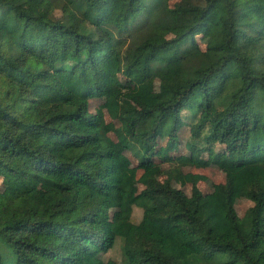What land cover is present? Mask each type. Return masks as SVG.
<instances>
[{"label":"trees","instance_id":"1","mask_svg":"<svg viewBox=\"0 0 264 264\" xmlns=\"http://www.w3.org/2000/svg\"><path fill=\"white\" fill-rule=\"evenodd\" d=\"M170 1L0 0V264H264V0ZM115 75L132 106L109 96L107 111L138 177L87 100ZM185 126L225 150L221 206L198 173L189 193L156 176ZM136 183L137 221L124 200ZM232 191L251 201L241 216Z\"/></svg>","mask_w":264,"mask_h":264},{"label":"rangeland","instance_id":"2","mask_svg":"<svg viewBox=\"0 0 264 264\" xmlns=\"http://www.w3.org/2000/svg\"><path fill=\"white\" fill-rule=\"evenodd\" d=\"M204 0H171L170 5L173 7H180L186 4H203ZM210 33V27L198 35V41L204 45ZM158 79L149 76V86L152 91L158 90ZM132 87V82L122 75L112 76L108 80V89L104 92L95 91L87 100L89 101L90 111L102 115L105 119L107 135L115 147L117 161L123 165V173L131 174L138 177L141 174V169L137 166V161L132 153L126 150L123 145L125 143L126 135L123 133L121 124L118 119L109 117L106 105V99L109 96H114L119 104V112L123 113L126 109L132 106V103L124 97L125 91ZM76 99H79L75 96ZM150 125L149 120H144L136 127V132L147 129ZM179 149L176 151L165 153L156 156L154 167L158 179H169L171 183L183 189L186 193L190 192V174L198 173L200 179L198 181L199 187L205 193H213L212 203L215 205H222L223 193L215 189L217 183H223L229 176V172L220 166L221 157L225 155V150L218 145H210L217 149L210 151L209 146L205 141L191 137L190 129L185 126L179 130ZM166 137L158 139L159 151L164 148ZM192 144L200 154L195 155L194 160L189 159L188 146ZM208 148V149H207ZM10 186V181L0 179V190H6ZM142 189L139 183L134 184L132 191L125 195V209H132V218L137 221L141 217V208L132 205L133 197ZM231 200L238 215H242L246 208L251 205V201L243 197L237 191L231 192ZM133 206V207H132ZM120 212L119 208L112 209L110 212V219H114ZM105 258H113L119 260L120 250L119 246H115L104 254Z\"/></svg>","mask_w":264,"mask_h":264}]
</instances>
